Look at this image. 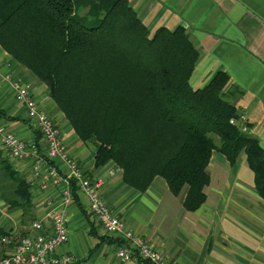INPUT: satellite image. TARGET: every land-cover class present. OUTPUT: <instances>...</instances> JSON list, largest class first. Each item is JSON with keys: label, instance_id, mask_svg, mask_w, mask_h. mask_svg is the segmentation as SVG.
<instances>
[{"label": "trees", "instance_id": "obj_1", "mask_svg": "<svg viewBox=\"0 0 264 264\" xmlns=\"http://www.w3.org/2000/svg\"><path fill=\"white\" fill-rule=\"evenodd\" d=\"M0 48L45 85L77 138L96 145L95 169L111 162L140 193L155 178L173 196L186 188L191 213L206 201L213 153L231 166L244 153L264 202V150L229 124L225 72L190 85L199 53L182 27L151 34L128 0H0ZM9 159L0 150V199L27 216L31 186Z\"/></svg>", "mask_w": 264, "mask_h": 264}, {"label": "crops", "instance_id": "obj_2", "mask_svg": "<svg viewBox=\"0 0 264 264\" xmlns=\"http://www.w3.org/2000/svg\"><path fill=\"white\" fill-rule=\"evenodd\" d=\"M128 2L151 34L159 28L184 29L199 53L190 79L193 88H202L216 72L228 75L225 99L236 113L248 117L246 134L264 150V0ZM5 77L28 87L58 128L65 150L92 179L100 181L101 197L107 206L126 230L160 251L168 264H264V202L255 192L254 176L244 153L233 166L221 154L213 153L207 167L210 183L204 189L206 201L197 211L188 213L182 207L186 188L173 196L165 182L156 178L140 193L122 182L121 170L111 162L95 169L96 145L81 142L47 88L0 49V122L19 140L37 142L39 134ZM9 160L30 183L32 210L24 216L21 209H8L0 199V239L25 236L34 221L49 228L51 214L59 212L66 223L68 240L55 255L69 256L76 262L88 259L84 264H137L117 255L116 238L106 235L90 218L80 194L76 200L72 192L69 203L63 204L59 189L39 187V180L31 176L30 161ZM102 237L109 242L99 245ZM6 251L0 244V256Z\"/></svg>", "mask_w": 264, "mask_h": 264}, {"label": "built area", "instance_id": "obj_3", "mask_svg": "<svg viewBox=\"0 0 264 264\" xmlns=\"http://www.w3.org/2000/svg\"><path fill=\"white\" fill-rule=\"evenodd\" d=\"M5 81L15 92L16 100L24 106L27 119L39 134L37 142L25 143L7 133L0 122V146L8 157L15 161H30L31 175L39 180V187L44 189L51 185L59 189L63 204L69 203L72 191L76 188V192L86 201L90 218L106 235L124 242L117 251L123 260H133L140 264H168L160 252L126 230L122 220L101 197L100 181L92 179L65 151L56 125L38 108L29 90L10 77H6ZM229 124L242 134L248 132V119L242 113H237ZM14 238L0 239L3 246H10L16 240L12 250L0 256V264L73 263L74 259L69 256L55 255V251L68 240L66 223L59 212L51 214L49 228L40 221H34L25 236Z\"/></svg>", "mask_w": 264, "mask_h": 264}, {"label": "rangeland", "instance_id": "obj_4", "mask_svg": "<svg viewBox=\"0 0 264 264\" xmlns=\"http://www.w3.org/2000/svg\"><path fill=\"white\" fill-rule=\"evenodd\" d=\"M1 49V48H0ZM3 51V50H2ZM7 54V53H6ZM8 55V54H7ZM22 67V66H21ZM22 68H24V67H22ZM25 70H27L26 68H24ZM28 71V70H27ZM29 72V71H28ZM30 73V72H29ZM31 74V73H30ZM32 76H33V74H31ZM34 77V76H33ZM6 78V77H5ZM5 78H4V81H5ZM35 78V77H34ZM12 79V78H11ZM13 80V79H12ZM35 80H37L36 78H35ZM14 81H16L17 83H19L20 85H22V86H24V87H26L27 89H28V87L27 86H25L24 84H22L20 81H18V80H14ZM38 81V80H37ZM6 82V81H5ZM39 82V81H38ZM42 84V83H41ZM45 86V85H44ZM29 90V89H28ZM14 92V91H13ZM30 92V94H31V96L33 97V94L31 93V91H29ZM14 94H15V92H14ZM15 98H16V96H15ZM33 99H34V97H33ZM34 101L36 102V100L34 99ZM18 102V101H17ZM19 103V102H18ZM19 104H21V103H19ZM36 104H37V106H38V108L39 109H41V107L39 106V104L36 102ZM22 105V104H21ZM23 106V105H22ZM24 107V106H23ZM25 109V108H24ZM42 110V109H41ZM42 111H44V110H42ZM45 113H46V111H44ZM25 113H26V110H25ZM47 114V113H46ZM62 114V113H61ZM237 114V113H236ZM242 114H244V113H242ZM48 115V114H47ZM63 115V114H62ZM245 115V114H244ZM246 116V115H245ZM247 117V116H246ZM50 118V117H49ZM232 119V118H231ZM230 119V120H231ZM247 119H248V117H247ZM1 125H2V123H1ZM33 125V124H32ZM3 126V125H2ZM4 127V126H3ZM5 128V127H4ZM58 129V128H57ZM5 131L7 132V133H10V134H12V135H14L13 133H11V132H9L6 128H5ZM58 132H59V130H58ZM15 136V135H14ZM17 137V136H16ZM59 137H60V133H59ZM60 140H61V137H60ZM26 143V142H25ZM61 143H62V141H61ZM215 143L218 145V141H217V139L215 138ZM63 145V144H62ZM64 147V146H63ZM65 149V148H64ZM66 151V150H65ZM67 152V151H66ZM68 153V152H67ZM215 153H218V152H214V155H215ZM69 154V153H68ZM220 154V153H219ZM70 156V155H69ZM223 156V155H222ZM71 157V156H70ZM212 158V157H211ZM215 159V158H214ZM210 161H211V159H210ZM215 161V160H214ZM213 161V162H214ZM210 163V162H209ZM30 167H31V164H30ZM32 176V175H31ZM156 179V178H155ZM154 179V180H155ZM160 179V178H159ZM172 195V194H171ZM184 200V199H183ZM183 203V202H182ZM183 207V206H182ZM189 213V212H188ZM191 213H193V212H191ZM134 235H136V236H138L139 238H141L139 235H137V234H134ZM9 237H11V236H9ZM15 239V238H14ZM142 239V238H141ZM143 241H145L144 239H142ZM16 241V240H15ZM15 241H12V245H10V246H4V248H5V250H7V251H10V250H12V248H13V246H14V244L16 243ZM2 245V244H1ZM153 248V247H152ZM154 249V248H153ZM156 250V249H155ZM6 251V252H7ZM158 251V250H157ZM158 252H160V251H158ZM161 253V252H160ZM162 254V253H161ZM162 256H163V254H162ZM164 257V256H163ZM165 259V258H164ZM125 261H133V260H125ZM75 261L73 260V263H74ZM133 262H135V261H133ZM72 263V264H73ZM135 263H137V264H140L139 262H135Z\"/></svg>", "mask_w": 264, "mask_h": 264}]
</instances>
